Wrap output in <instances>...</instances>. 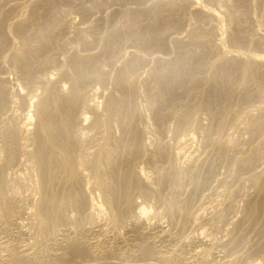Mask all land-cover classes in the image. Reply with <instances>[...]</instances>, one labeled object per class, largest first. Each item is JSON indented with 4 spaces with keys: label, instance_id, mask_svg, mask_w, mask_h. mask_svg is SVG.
<instances>
[{
    "label": "bare ground",
    "instance_id": "6f19581e",
    "mask_svg": "<svg viewBox=\"0 0 264 264\" xmlns=\"http://www.w3.org/2000/svg\"><path fill=\"white\" fill-rule=\"evenodd\" d=\"M11 1L13 2L12 4H10ZM59 1L33 0L21 3L18 0H0V264H107L112 262L113 258H117L115 264H173L174 260L182 259V256L180 257V251L185 248L188 242L191 249L188 252L186 251L187 255L182 259L184 264H233L236 260V262L238 260L240 262V258L242 259L246 255V250L240 249L242 247L241 244L246 241L243 240V237L247 235L245 234V231H247L245 229L257 228L259 222L262 221V217L259 220L260 215L264 214V136H261L264 131V105L259 104L260 107L258 109L261 112L258 115H256L257 113L252 114V109L250 110L248 108V103L254 100L255 97L260 99L258 96L264 89V60L262 56L255 53L256 55L254 54L253 58H248V56V59H244V57L243 59H227L226 52L222 50H218L217 52L216 47H214L216 55L215 53L212 54V52H209L212 54V57L215 55V58H212L213 60L209 59L211 61L209 63L202 60L204 58L200 59L202 56L197 57L196 52L193 53L194 49L186 52L180 51L181 53L177 51L176 54L179 55L175 59L172 58L173 62L169 61V58L156 55L157 64L147 69L146 76L141 82H139V78L137 77L139 73H135L136 75H134V72L138 68H141L142 58L140 56L143 54H139V57L134 56L131 60L129 56V61L127 60V63L125 62L124 64L123 60V67L121 66L122 68H119L116 71L117 73L115 72L116 75H113V80L111 79V82L113 81L111 84V86L113 85V89L110 88L112 91L104 96L101 94L103 98L99 101L100 97L96 98V96L97 94L101 96L97 91V88L100 90V86L96 88V85L93 83H97V86L99 83V85H102L104 79H106L105 76H109L106 75L104 70H101L102 67L100 64L103 63L101 62L103 57L109 58L108 54L110 50L113 51V44L111 43L114 42L116 45V42L121 38L131 36L137 40L136 42L140 41L144 45V48H164L166 45L164 32L169 28L172 31L171 29H174L176 26L178 27L183 16L178 17L175 13L176 10L180 11L181 5L183 4L177 3L174 0H160L155 3V6L153 5L154 3L152 4L153 8L147 6L149 9H146V7H143V11H140L141 9L136 11L137 7H134L135 11H132L133 9H130V11L129 8L128 10L125 8L127 12L121 16L123 22L125 21L132 26L143 16L150 18V21H147L148 23L145 22V25L141 27L137 26L140 23H137V25L135 23V28L136 26L139 28L133 30L134 26L133 28L131 27L132 29L129 27L133 30L130 33V30L127 31V26L125 27L126 32H119L121 28L120 24L117 25L118 27L116 29L115 17H113V21L110 15L112 20L108 21L110 18L107 19V25L103 33L93 35L94 33H90L91 29H93L92 27L87 24L82 25L86 22V17L91 15L87 11L89 8H84L85 6L83 4L78 6V2L76 7L81 17L79 19H82V21L80 23L77 22L76 25L69 26L70 24L64 23V20H62L63 17H60ZM196 1L198 2V0ZM236 1L237 5L238 3H241V5L242 3L246 4V0ZM8 3L11 7L7 5ZM189 3L194 5L195 0H191ZM208 3L210 4L212 2L206 1V5ZM199 5H202V3ZM206 5L201 8V12L205 10L209 17L207 15L205 16L204 13L203 16L209 19L210 16L213 18L218 17L219 12L217 13V7L213 8ZM5 6H9L10 8H7V10ZM17 6L21 10L14 14L15 10L13 12V9ZM238 6L240 7V5ZM150 7L152 6L150 5ZM239 7L231 10V13H229L230 15L228 17L231 20L233 18L240 19L241 12L239 13L238 11ZM116 9H119V7ZM192 15L194 16V13ZM104 17L102 16L101 18ZM201 18L202 21L205 19L203 17ZM8 20L11 21L8 22ZM101 22H103V19ZM234 23L236 24L238 22ZM240 23L239 20V26L236 25L234 30H229L231 31V38L229 39L233 43H244L243 40L247 37V28L240 25ZM197 25H199V22ZM61 26L63 28L65 27V30L68 29V31L73 33L69 40L72 46H83L82 52L88 49L86 47H89L91 40L87 34L90 33L96 37H94L95 41L103 42L101 51L86 53L84 51V53H78L75 49V52L72 49L74 53L71 51L72 54H68V35L66 37L67 41L65 42L63 39L64 36H62L65 30ZM60 27L64 32L61 35L63 38L60 36L63 40L59 41L56 37L59 33L56 34V30L59 29L58 31L60 32ZM187 27L189 26L187 25ZM193 28L195 29L194 26ZM208 28L210 29V26ZM215 29L212 30L215 31ZM191 30H188L190 33L187 31L191 37L190 45L195 48H201L207 53L212 44L208 47L207 44L209 41L208 43L203 41L202 34L196 32L197 29L195 31ZM87 31L88 33L86 34ZM180 31L182 32V30ZM217 31L216 34L219 33ZM262 31L263 33H261L264 36V29ZM100 32L96 33L98 34ZM175 32L172 33L174 34ZM207 33L206 35H208ZM223 33L221 31V34ZM221 34L216 36H220ZM225 34L228 37L229 33ZM169 36L166 38H170ZM174 37L175 39L178 38L177 36ZM206 38L209 37L207 36ZM209 40L212 39L209 38ZM122 42L124 41L122 40ZM222 44H219L218 48ZM234 46L236 47V45ZM204 51L202 53L206 55ZM169 53L167 51L165 54ZM58 54L65 56L63 63L59 61L61 59H58L59 57L61 58L60 55L57 58L56 55ZM131 54L134 55L135 52ZM204 57L207 58V56ZM144 59L142 62H144ZM104 60L107 59L104 58ZM145 63L144 66L146 68L147 65ZM8 72L12 74V79L10 78L11 75L8 77ZM204 72L206 74L200 76ZM234 76L237 77L233 79ZM238 77L240 78L238 82L240 80L242 81V88L240 86L241 83L239 84L241 88L240 92H237L238 88L233 87L237 81H234L235 84L232 85V80H237ZM251 85L255 86V91L254 89L253 91H251L252 89L250 90ZM178 87L183 88L185 91L193 90L196 93L190 94L189 91L190 96L195 97L194 101L185 104L184 107L179 103L177 105L183 108L181 107L182 109L180 111H174L172 105L175 103L176 98L180 99L181 95L178 97V94L183 90L180 88V91H177ZM104 92L107 91L104 90ZM184 94L182 92V96H185ZM186 98L188 99V97ZM190 99L192 100V98ZM255 101L257 103V100ZM141 102H143L146 110H148L147 112H150V116L154 119L153 125H156V131H160L162 127L161 123L165 120V117L173 114L172 117L174 118L172 119L175 122L172 133L175 142L173 147L170 148V154L167 150L169 146L155 137L153 132L149 134L147 131L148 127L144 123V113L139 106ZM237 102L239 103V107L235 108L234 104ZM243 104H246L248 109L242 107ZM17 105H19L18 109L23 112L21 117L19 116L21 114L16 112ZM177 107H175V110ZM201 111L208 114L206 116H208L209 120L206 119L209 121V125L206 130L202 127V123L200 124V117L202 115H200V119L197 116ZM239 115L247 119L246 134L249 133L253 144L251 148L249 147L250 150L239 148V141L237 144L229 138L223 137L224 135L222 137L220 135V131H223L226 125L229 127L228 124H231V128L238 127L237 123H234L233 120ZM168 120L171 122V119ZM166 121L165 123L168 124L169 122L167 123ZM201 132H206L204 133V135L206 134L205 144L208 147L212 146V149L214 148L218 160L226 166L227 175L222 177L218 175L219 177L214 181V183L216 182L215 188L219 187L220 189L222 187L220 191L226 197L224 199L226 200L224 202L226 204L219 206L218 204L220 203L214 204L215 201L211 202L213 195L209 200L210 203H205L203 198V202H201L199 196H197L199 199L198 202L200 201V207L198 206L199 208L191 212V209H189L191 195L196 193V190L198 192L200 186L202 189V187L204 188L206 185H209L212 181L210 177L215 175L214 167L208 169V173L201 172L202 166L205 165L204 161L210 156L212 150H206L207 148L203 146L205 148V150L202 148L203 154L205 153L204 156H191L190 159L188 158L189 161L184 168H181L177 161L179 162V158L182 155L179 150L181 146L192 141L194 135H199ZM246 137L247 141H250L248 136ZM209 144L211 145L209 146ZM193 148L196 149L195 147ZM197 154L200 155L199 151ZM180 159L184 160V157ZM143 162L147 164L146 166L148 168L153 169L155 182L149 180L147 173L151 170L146 172L145 169L147 167L144 169L145 166L143 167L141 164ZM163 162L170 164H168L169 166H165ZM219 166L222 167L221 164ZM222 168L226 171L224 167ZM200 173L205 175L201 176ZM229 176V180L232 178L234 180L244 179L253 187L252 189L248 185L249 191H251L250 189L253 190L249 192L247 188L244 190L243 187L245 186L242 185L241 189L244 192L239 194L240 199L238 197L242 202L240 204L242 218L241 215L240 218L246 223V228L242 226L243 223L240 224L238 222L239 219L237 221L231 220L228 217L231 216L230 213L226 211L228 207L236 208L237 203L234 201V196L237 195H233V193L234 190L240 189L231 188V182H229L231 186H228L227 177ZM167 182L173 184L171 188L172 192L170 194L168 193V198L163 200L167 212L168 227L162 226L161 221L157 220L159 217L156 219V225L151 227L148 224L150 221L147 223L146 218H144L148 209L147 201L155 194L156 187L160 184L165 187L164 185ZM184 182L190 185L186 195L182 193L183 191L179 187ZM155 184L159 185L155 186ZM238 184L237 187H240V183ZM211 185L213 188L214 184L211 183ZM178 187L181 190L179 192L185 196H178ZM205 195L202 193V196H200L205 197ZM220 195L218 196L221 197L222 195ZM137 196L141 197L142 202H136L135 198ZM157 206L156 203L154 207L156 208ZM237 206H239V203ZM201 207L210 214L207 217L208 219L202 220L204 217L202 218V215L198 212ZM229 210L231 212V209ZM185 219L188 221L186 222ZM263 222L262 224H264ZM188 223H195L196 226L191 231L185 232L186 234L182 233L183 235H179L178 231L183 230ZM227 224L230 227H227ZM122 230L124 233H122ZM184 230L186 231L187 229ZM213 230L216 232L217 230L222 231V235L219 238L217 236L218 234L211 235ZM255 230L256 234L260 232L257 233V229ZM258 230L260 229L258 228ZM108 232L114 233L117 239L116 245L108 244L111 242H108L111 238V236L110 238L108 237L109 235L107 236ZM204 237L208 238L209 245L203 239ZM261 243H263L262 240ZM261 243L258 245L260 246ZM222 246L227 248L235 246L236 248L239 247L240 250H234L230 254L225 251L226 253L221 258L219 257L220 260L217 261L215 260L217 256L216 249ZM259 249L252 248V251L254 250L255 254L259 255L262 252L258 251ZM129 252H131L130 255ZM251 253L248 255L252 256ZM210 255L213 258L211 261L208 260V256ZM260 259L264 261V253L261 254ZM182 260L179 261L181 262ZM255 262L257 261L254 258L246 262V264H255Z\"/></svg>",
    "mask_w": 264,
    "mask_h": 264
},
{
    "label": "rangeland",
    "instance_id": "374dc122",
    "mask_svg": "<svg viewBox=\"0 0 264 264\" xmlns=\"http://www.w3.org/2000/svg\"><path fill=\"white\" fill-rule=\"evenodd\" d=\"M19 2H21V3H24V2H30V1H33V0H18ZM133 3H132V2ZM138 1H140V2H138ZM144 1L145 0H63V8H62V6H61V3H62V0H60L59 1V4H60V8H59V14H60V17H63L62 18V20H64L63 22L64 23H66V24H70L69 26H71V25H76L77 24V22L78 23H80L81 21H82V19H79V18H81L80 17V15L78 14L79 12H78V9H77V7H76V5H77V3H78V6L79 5H84L83 7L84 8H89V9H91L90 10V12H89V9L87 10L88 11V13H91V15H88V13H87V17H86V22L85 23H83L82 25H89L90 27H92L94 30H96V31H94L93 29H91V31H90V33H94L93 35H99V34H101V33H103V30H104V28H105V26L107 25V23H106V21H107V19L108 18H110L111 16H112V19H113V17H115V20H116V25H115V27H116V29H117V25H119L120 24V31L119 32H126V28L128 29L127 31H129V33L131 32V31H133V30H135L136 28H139V27H137V26H142V25H145V22L146 23H148L150 20V18H147L146 16H143V17H141V18H139L138 19V21L137 20H135V21H137V23H140V24H138L137 25V23H136V28H135V23H134V25H129V23H127V22H123V20L121 19V16L125 13V12H127V10H128V8H129V10L131 9H133L132 11H135V8L134 7H137V9H136V11H138V10H140V11H143V7H146V9L149 7V8H153V5L155 6L156 4V2L157 1H160V0H154V1H152V0H148V2H147V0H146V2L144 3ZM174 1H176L177 3H181V4H183V5H181V8H180V11L179 10H176V16L178 15V17H180V16H185L184 17V19H182L183 17H181V22H183V23H181L180 22V24L178 25V27L176 26V27H174V29H171L172 31H170V28L169 29H167V31H168V33H167V31H165L164 32V37H165V51H164V48H159V47H151V49H150V47H146V48H144V45L139 41V42H136L137 40H135V39H133V37H131V36H126L127 38H129V39H127L126 37H123V41L124 42H122V40L120 39V40H118L117 42H116V45H115V43L113 42V43H111V44H113L112 45V47H110L111 46V44H110V48H112L113 49V51L112 50H110V53L108 54V56H109V58H107V57H103V59L101 60V62H103V63H101L100 64V66L102 67L101 68V70H104V72L106 73V75H111L110 77L109 76H105V78L106 79H104V82H106L105 83V85H104V82H103V84L102 85H99L98 84V86H97V83L95 84V83H93L94 85H96L95 87L97 88V87H99V89L100 90H98V88H97V91L99 92V94L101 95H107V93L109 94V92L110 91H112L110 88H112L113 89V85L111 86V84H112V82H111V79L113 80V78H114V76L116 75V71H118L119 70V68L121 69L123 66H122V64H123V60H124V64H125V62L127 63V60L129 61V58H130V60L131 59H133L134 58V56L136 57H139V54L140 55H142V56H144V57H146L145 59H144V57H142V56H140V58H142V61H143V59H144V62H142L141 61V68H138L137 70H139V71H135L134 72V75H136L137 73H139V74H137V77L139 78V82H141L142 81V79H144L145 78V76H146V72H147V69H149V68H152V67H154L156 64H157V59H156V55H158V56H160V57H163V58H169L168 60L169 61H172L173 59H175V58H177L178 57V55L179 54H176L177 53V51H178V53H181V52H186V51H189L190 49H194L193 50V53H195L196 54V56L197 57H199V56H202V57H200V59H202V58H204V59H202V60H204V61H206V62H208L209 63V61L210 60H213L214 58H215V55H216V51L218 52V50H222V51H225L226 52V57H227V59H243V57H244V59L245 58H247L248 56V58H253L254 56V54L256 53L257 55L259 54L260 56H262V58H263V60H264V36L262 35V33H263V29H264V0L262 1H260V0H246V4H243L242 3V5H241V3H238V5H240V7L237 5V1L236 0H225V2H224V0H198V2L195 0V3H194V5H192V3H189V1L191 2V0H189V1H185V0H179V1H181V2H179L178 0H174ZM202 1V2H201ZM205 1V2H204ZM206 1L208 2H212V3H210V4H212V5H210L209 3L207 4L208 6H211V7H213V8H216V9H218V11H217V13H218V17H215V18H213V17H211L210 16V19L208 18L209 17V15L205 12V10H202V12H201V8H203V6L204 5H206ZM61 2V3H60ZM65 2V3H64ZM111 2V3H110ZM226 2H227V4H226ZM250 2V3H249ZM263 2V3H262ZM13 2L11 1L10 2V4H12ZM81 3V4H80ZM113 3V4H112ZM137 3V4H136ZM142 3H143V6H142ZM149 3H150V5L152 6V7H150V5H149ZM154 3V4H153ZM184 3H186V4H184ZM200 3H202V5H199ZM215 3V4H214ZM220 3V4H219ZM245 3V2H244ZM252 3V4H251ZM257 3V4H256ZM10 4L8 3L7 5H9L10 6ZM106 4V5H105ZM140 4V5H139ZM146 4V5H145ZM153 4V5H152ZM192 6H191V5ZM197 4V5H196ZM233 4V5H232ZM131 5V6H130ZM138 5H139V7H138ZM199 5V6H198ZM206 5V6H207ZM220 5V6H219ZM7 7V6H5L6 7V9L8 8H10V7ZM86 6H88V7H86ZM130 6V7H129ZM148 6V7H147ZM184 8H183V7ZM195 6H198V7H195ZM215 6V7H214ZM219 6V7H218ZM233 6H237V7H239V9H238V11H239V13L241 12V14H240V16H239V20H240V25H242V26H244L245 28H247L246 30V32L248 33V35H247V33H246V36L247 37H245V39L243 40V42L244 43H240V44H238V43H233V42H231L232 40H230L229 38H231L230 36H231V31L232 30H234L235 28H236V25L237 26H239V20L237 19V18H233V20H231L228 16L230 15L229 13H231V10H234V9H237V7H233ZM76 7V8H75ZM82 7V6H81ZM98 9H97V8ZM117 7H119V9H116ZM141 7V8H140ZM192 7H194V8H192ZM200 7V8H199ZM222 7V8H221ZM232 7V8H231ZM258 9H257V8ZM18 8V9H17ZM107 8V9H106ZM125 8L127 9V10H125ZM148 8V9H149ZM219 8H220V10H219ZM228 8H229V10H228ZM7 9V10H8ZM76 9H77V11H76ZM93 9V10H92ZM96 9V10H95ZM122 9V10H121ZM123 9H124V11H123ZM195 9V10H194ZM226 9H227V11H226ZM14 10H15V12H14ZM21 9H20V7H14V9H13V12H14V14L18 11H20ZM71 10V11H70ZM95 10V11H94ZM115 10H117V11H115ZM119 10V11H118ZM130 10V11H131ZM144 10H145V8H144ZM182 10H184V11H182ZM92 11V12H91ZM122 11V12H121ZM177 11H179V12H177ZM204 11V12H203ZM224 11V12H223ZM229 11V12H228ZM257 11V12H256ZM262 11V12H261ZM17 12V13H18ZM77 12V13H76ZM94 12V13H93ZM95 12H96V15H95ZM106 14H105V13ZM110 12H111V14H110ZM119 12H120V14H119ZM129 12V11H128ZM184 12V13H183ZM192 12V13H191ZM195 12H197V13H195ZM202 13V15H201V13ZM250 12V13H249ZM122 13V14H121ZM183 13V14H182ZM185 13H186V15H185ZM194 13V16L192 15ZM198 13H200V14H198ZM203 13H204V15L206 16H208L207 18L205 17V16H203ZM244 13H246V14H244ZM62 14V15H61ZM191 14V15H190ZM199 16H198V15ZM221 14V15H220ZM227 14V15H226ZM243 14V15H242ZM93 15V16H92ZM111 15V16H110ZM120 15V16H119ZM197 15V16H196ZM224 15V16H223ZM251 15V16H250ZM90 16V17H89ZM92 16V17H91ZM96 16H97V18H96ZM104 17V18H101V17ZM116 16H118V17H116ZM148 19H146V18ZM193 17V18H192ZM196 17H197V19H196ZM201 17H203V18H205V19H203V21L201 20L202 18ZM220 17V18H219ZM246 17V18H245ZM69 18V19H68ZM92 18V19H91ZM186 18V19H185ZM241 18H243V19H241ZM96 21H95V20ZM98 19H100L99 21H98ZM102 19H103V22H101L102 21ZM105 19V20H104ZM111 18L110 19H108V21L110 20H112ZM193 20V21H191V20ZM196 19V20H195ZM200 19V20H199ZM215 19H217L216 21H215ZM251 19V20H250ZM69 20V22H67ZM146 20V21H145ZM183 20V21H182ZM211 20V21H210ZM221 22H220V21ZM229 20V21H228ZM243 20H244V22H243ZM261 20V21H260ZM11 20H8V22H10ZM98 21V22H97ZM113 21H114V19H113ZM148 21V22H147ZM185 21V22H184ZM191 23H190V22ZM228 21V22H227ZM232 22V24H231V22ZM246 21V22H245ZM72 24H71V23ZM94 24H93V23ZM120 22V23H119ZM198 22H199V25H197L198 24ZM201 22H202V24H201ZM213 22H214V24H213ZM218 22V23H217ZM234 22H238V23H234ZM101 23H102V26H101ZM103 23H104V25H103ZM124 23V24H123ZM187 23V24H186ZM189 23H190V25H189ZM197 23V24H196ZM223 23V24H222ZM225 23V24H224ZM230 23V24H229ZM245 23H247V24H245ZM183 24V25H182ZM186 24V25H185ZM196 24V25H195ZM209 24V25H208ZM211 24V25H210ZM217 24V25H216ZM218 24H219V26H218ZM244 24V25H243ZM95 25V27H93ZM97 25H99V26H97ZM182 25V26H181ZM187 25L189 26V27H187ZM201 25V26H200ZM229 25V26H228ZM232 25V26H231ZM233 25H235V26H233ZM66 26V25H65ZM123 26V27H122ZM127 26V27H126ZM133 26H134V28H133ZM183 26H185V27H183ZM193 26L195 27V29L193 28ZM196 26H200L199 27V29H198V27H196ZM204 26V27H203ZM210 26V29L208 28ZM215 26H216V29H215ZM62 28H63V26H61ZM60 27V32L58 31L59 29H57L56 30V34H58V35H56V37H57V39L60 41V40H65V42L68 40V43H69V40H70V37H71V35L73 34L71 31H68V29H66L65 30V27L63 28L64 30H65V32H64V30H62V28ZM99 27V28H98ZM126 27V28H125ZM132 27L133 28V30H131L130 28ZM182 27V28H181ZM192 27V28H191ZM217 27H219L218 29H217ZM224 27V28H223ZM232 27V28H231ZM235 27V28H234ZM250 27V28H249ZM97 28V29H96ZM123 28V29H122ZM171 28H173V27H171ZM190 28V29H189ZM123 31H122V30ZM175 29H176V32H175ZM179 29V30H178ZM196 30V32H198V33H201L202 34V38H203V41H205V42H207L208 43V41H209V43L207 44L208 45V47H209V45H211L210 47H209V50H208V52L206 53L203 49H201V48H198V47H194V46H192V45H190L191 44V37H190V34H188V33H190L189 31L190 30ZM202 29V30H201ZM215 29V31H213V30ZM223 29V30H222ZM93 30V31H92ZM180 30H182V32L180 31ZM183 30H184V32H183ZM189 30V31H188ZM191 30V31H192ZM204 30V31H203ZM218 30V31H217ZM229 30H231V31H229ZM249 30V31H248ZM58 31V32H57ZM68 31V32H67ZM101 31V32H100ZM187 31H188V33H187ZM212 31V32H211ZM216 31L217 32H219V33H217L216 34ZM221 31H222V33L223 34H221ZM229 31V32H228ZM64 32V33H63ZM96 32H100V33H96ZM170 32V33H169ZM172 32H175L174 34L172 33ZM205 32V33H204ZM208 32V33H207ZM210 32V33H209ZM262 32V33H261ZM61 33V34H60ZM62 33H63V35H62ZM65 33H68V34H65ZM88 33V31L86 32V34ZM87 34V35H89L90 37H88L90 40H91V42H90V44H89V47H86V48H88V49H86V50H84L85 51V53L86 52H98V51H101V49H102V46H103V42H99V41H95V36H93L92 34ZM166 33V34H165ZM177 33V34H176ZM179 33V34H178ZM180 33H181V35H180ZM206 33L208 34V35H206ZM211 33H212V35H211ZM225 33H229L228 34V37H227V34H225ZM65 34V35H64ZM69 34H70V36H69ZM171 34V36H169ZM173 34V35H172ZM214 34V35H213ZM219 35V34H221L220 36H216V35ZM251 34V35H250ZM258 34V35H257ZM64 36V38L62 37V36ZM67 35H68V37H67ZM92 35V36H91ZM166 35V36H165ZM186 35V36H185ZM204 35V36H203ZM206 35V36H205ZM211 35V36H210ZM260 35V36H259ZM262 35V36H261ZM59 36V37H58ZM63 38V39H61V37ZM170 37V38H166V37ZM172 36H173V38H172ZM174 36H177L178 38L177 39H175V37ZM209 37L210 39H212V40H209V38H206V37ZM223 36V37H222ZM227 38H226V37ZM66 37H67V40H66ZM94 39H93V38ZM131 37V38H130ZM182 37V38H181ZM183 37H184V39H183ZM186 37V38H185ZM205 37V38H204ZM215 37H217L216 39H215ZM221 37V38H220ZM254 37V38H253ZM256 37V38H255ZM60 38V39H59ZM125 38V39H124ZM174 40H172V39ZM226 38V39H225ZM246 38H247V40H246ZM249 38V39H248ZM262 40H261V39ZM169 41H167V40ZM181 39V40H180ZM205 39V40H204ZM215 39V40H214ZM221 39V40H220ZM257 39V40H256ZM130 40H133V41H130ZM172 40V41H171ZM178 42H177V41ZM183 40V41H182ZM189 40V41H188ZM228 40H230V41H228ZM167 41V42H166ZM171 41V42H170ZM180 41H182L181 43H180ZM185 41V42H184ZM216 41V42H215ZM218 41V42H217ZM223 41V42H222ZM254 41V42H253ZM259 41V42H258ZM126 42V43H125ZM128 42H129V44H128ZM221 42V43H220ZM67 43V53L68 54H72V53H74L75 52V50H76V52H78V53H84V51L82 52V48H83V46H72L70 43L68 44ZM135 43V44H134ZM175 43V44H174ZM222 43H224V44H222ZM232 43V44H231ZM256 43H260V44H256ZM121 44V45H120ZM132 44V45H131ZM142 44V45H141ZM184 44V45H183ZM188 44V45H187ZM214 44V45H213ZM217 44V45H216ZM219 44H222L221 46H219V48H218V45ZM236 45V47L234 46V45ZM238 44V45H237ZM246 44V45H245ZM97 45V46H96ZM126 45V46H125ZM131 45V46H130ZM138 45H140V46H138ZM231 45V46H230ZM101 46V48H99ZM117 46H119V47H117ZM122 46V47H121ZM136 46V47H135ZM175 46V47H174ZM213 46V47H212ZM229 46V47H228ZM234 46V47H233ZM244 46V47H243ZM247 46V47H246ZM96 47V48H95ZM117 47V48H116ZM131 47V48H130ZM139 47V48H138ZM188 47H189V49H188ZM191 47H193V48H191ZM214 47H216V51H215V48ZM241 47H243V48H241ZM80 48H81V50H80ZM90 48V49H89ZM109 48V49H110ZM121 50H120V49ZM124 48H125V50H126V52H125V50H124ZM133 48V49H132ZM136 48V49H135ZM148 48V49H147ZM159 50H158V49ZM212 48V49H211ZM214 48V49H213ZM233 48H234V51H233ZM236 48V49H235ZM239 48V49H238ZM245 48V49H244ZM72 49H73V51H72ZM75 49V50H74ZM163 49V50H162ZM168 49V50H167ZM185 51H184V50ZM224 49V50H223ZM232 49V50H231ZM243 49V50H242ZM252 49V50H251ZM70 50V51H69ZM130 50H132V51H130ZM137 50H139V51H137ZM144 50V51H143ZM162 52H161V51ZM204 51L205 53H206V55H204V53H202V51ZM249 50V51H248ZM263 50V51H262ZM71 51H72V53H71ZM112 51V52H111ZM121 51V52H120ZM123 51H124V53H123ZM143 51V52H142ZM152 51H153V53H152ZM167 51H168V53H169V51H170V53L169 54H165V53H167ZM175 51V52H174ZM181 51V52H180ZM213 51H215V52H213ZM231 51V52H230ZM236 51V52H235ZM242 51V52H241ZM248 51V52H247ZM252 51V52H251ZM262 51V52H261ZM130 52V53H129ZM133 52V54H134V52H135V54L134 55H132L131 53ZM151 52V53H150ZM164 52V53H163ZM212 52V54H214L215 53V55H213L214 57H212V54H210V53ZM236 54H235V53ZM239 54H238V53ZM112 53V54H111ZM114 53V54H113ZM137 53V54H136ZM199 55H198V54ZM229 53V54H228ZM244 53V54H243ZM248 55H247V54ZM110 54H111V56H110ZM121 54V55H120ZM148 54V55H147ZM155 54V55H154ZM161 54V55H160ZM164 54V55H163ZM202 54V55H201ZM238 54V55H237ZM255 54V55H256ZM59 55L61 56V58L59 57ZM114 55V56H113ZM118 55H120L119 57H118ZM126 55V56H125ZM172 55H174V56H172ZM211 55V56H210ZM230 55V56H229ZM232 55H233V57H232ZM57 56V58L58 59H61V60H59V61H61L62 63L65 61V56L63 55V54H58V55H56ZM112 56H113V58H112ZM130 56V57H129ZM151 58H150V57ZM204 56H207V58L206 57H204ZM209 56V57H208ZM236 56V57H235ZM118 59H117V58ZM122 57V58H121ZM147 57H149V58H147ZM232 57V58H231ZM104 58L105 59H107L108 61H109V63H108V61L107 60H104ZM154 58H155V60H154ZM173 58V59H172ZM213 58V59H212ZM247 58V59H248ZM110 59V60H109ZM120 59V60H119ZM148 59H149V61H148ZM171 59V60H170ZM210 59V60H209ZM116 60H118V61H116V63H115V61ZM208 60V61H207ZM114 61V62H113ZM121 61V62H120ZM156 63H155V62ZM175 61V60H174ZM111 62H113V63H111ZM146 62V63H145ZM150 62V63H149ZM153 62V63H152ZM173 62V61H172ZM211 62V61H210ZM264 62V61H263ZM106 63H108V64H106ZM118 63H119V65H118ZM143 63V64H142ZM144 63L147 65L146 66V68H145V66H144ZM149 65H148V64ZM123 64V65H124ZM115 65V66H114ZM154 65V66H153ZM105 66V67H104ZM110 66V67H109ZM122 66V67H121ZM142 66H144V67H142ZM151 66V67H150ZM108 67V68H107ZM107 69V70H106ZM111 69V70H110ZM109 70V71H108ZM113 70V71H112ZM145 72H144V71ZM116 72V73H115ZM143 72V73H142ZM110 73V74H109ZM114 73V74H113ZM136 73V74H135ZM140 73H141V75H140ZM143 74V75H142ZM204 74H206V72H204V73H202V74H200V76H202V75H204ZM7 75H8V77L11 75V79H12V74L11 73H7ZM114 75V76H113ZM54 76H57V75H54ZM140 76V77H139ZM143 76V77H142ZM237 77V76H236ZM235 76L233 77V79L234 78H236ZM9 78V79H10ZM141 78V79H140ZM10 79V80H11ZM110 81H109V80ZM240 78L238 77L237 78V80L235 79V80H232V85H234L235 84V82L237 81L238 82V80H239ZM107 80V81H106ZM235 81V82H234ZM236 82V85H234L233 87H236V89L238 88V90H237V92H240L241 91V88H242V81L240 80L238 83ZM241 83V84H240ZM11 84V83H10ZM239 84H240V86H241V88H240V86H239ZM104 85V86H103ZM107 85V86H106ZM109 85V86H108ZM66 86V85H65ZM102 86V87H101ZM238 86V87H237ZM252 86V87H251ZM250 87V90L251 91H253V89L255 88V86L254 85H251ZM108 87H109V89H108ZM108 90H107V89ZM181 88V87H180ZM180 88L178 87L177 88V91H180ZM102 89V90H101ZM105 91H107V92H104V90ZM181 89H183V88H181ZM240 89V90H239ZM184 90V89H183ZM183 90H181L180 91V94H178V97L180 96V99L179 98H176L175 99V103L171 106L173 109H174V111H180V109H182L183 107H184V105L185 104H189V103H191V102H193L194 101V99H195V97H193V96H190V94L191 93H196L195 91H193V90H189L190 91V94H189V91H183ZM254 91H255V89H254ZM101 92V93H100ZM182 92H183V94L186 96V97H188V99L185 97V96H182ZM104 93V94H103ZM177 93H179V92H177ZM188 93V94H187ZM102 95L101 96H99L98 94H97V96H96V98H99V101H100V99L102 100ZM188 95V96H187ZM239 95V94H238ZM264 89L262 90V92H260V94H259V96H258V98H260V99H257V97H255L254 98V100H252L251 102H249L248 103V108L251 110V113L252 114H256V115H258V113L259 112H261V111H259V107H260V103H261V105L263 104L264 105ZM181 97H182V99H181ZM186 98V99H185ZM190 98H192V100L190 99ZM177 100V101H176ZM255 100H257V103H255L256 101ZM262 100V101H261ZM188 103H187V102ZM190 101V102H189ZM185 102V103H184ZM259 102V103H258ZM142 103V104H141ZM140 103V108H141V110L143 111V113H144V117H145V124H146V127H148L147 128V131L149 132V134H150V132H151V134H152V132H153V134H155L154 136L155 137H157L159 140H161V142L163 141V143H166V145L167 146H169V149L170 148H172L173 147V144H174V142H175V138H174V135H173V133H172V129H173V124H174V122H175V120H173L172 118H174V117H172V115L171 114H169L168 116H169V118H168V116H166L165 117V120H163L162 121V129L160 128V131H156V125L154 124L153 125V121H154V119L152 118V116H150V112H147L148 110H146V108H145V106H144V104H143V102H141ZM182 104V108L180 107V105H177V104ZM184 103V104H183ZM238 103V102H237ZM237 103H235L234 104V106H235V108H238L239 107V103L237 104ZM252 103H254V104H252ZM249 104H251V105H249ZM238 105V106H237ZM253 105V106H252ZM256 107H255V106ZM259 105V106H258ZM176 106H178L177 108H176V110H175V107ZM237 106V107H236ZM251 106V107H250ZM242 107H245V108H247L246 107V104L244 105L243 104V106ZM19 108V105H17V113H20L21 115H19L20 117L22 116V111L20 110V109H18ZM145 108V109H144ZM247 108V109H248ZM255 108V109H254ZM177 109H179V110H177ZM257 109H258V111H257ZM21 112H20V111ZM145 110V111H144ZM254 110H256V111H254ZM255 112V113H254ZM148 113V114H147ZM200 113V114H199ZM198 114H197V116H198V118L200 117V115H202L199 119L201 120H199L200 121V124L202 125V127H204V130H206V128L208 127V125H209V119H208V116H206V115H208L206 112H204L203 113V111H201V112H199ZM147 115H149V116H147ZM171 115V116H170ZM243 115V114H242ZM242 115H239L238 117H236L233 121H234V123L236 122L237 123V128H235V127H230V125L231 124H228L229 125V127L231 128H229V127H227V125L224 127V129H223V131H220V135H221V137L223 136V137H225V138H229L231 141H234L235 143H237L238 144V141L240 142L239 144H238V146H239V148H242V149H249L250 150V148L252 147V139L250 138V136H249V133L248 134H246V131H247V129H246V125H247V119H245V117H243ZM255 115V116H256ZM206 116V117H205ZM208 120H207V119ZM168 119H171V122H170V120H168ZM203 119V120H202ZM205 119H206V121H205ZM240 119V120H239ZM242 119V120H241ZM167 120V121H166ZM149 121H151V122H149ZM165 121L168 123V124H166L165 123ZM207 121H208V123H207ZM243 121V122H242ZM246 121V122H245ZM206 122V123H205ZM152 123V124H151ZM142 124V123H141ZM165 124V125H164ZM240 124V125H239ZM241 124H242V126H241ZM153 125V126H152ZM171 125V126H170ZM164 126H165V128H164ZM206 126V127H205ZM153 127V128H152ZM155 127V128H154ZM242 127V128H241ZM163 128H164V130H163ZM227 128V129H226ZM165 129H166V132H165ZM169 129V130H168ZM235 129H236V132H235ZM241 129V130H240ZM234 132H233V131ZM245 131V132H243V131ZM227 131V132H226ZM239 131V132H238ZM242 132V134H240L241 132ZM226 132V133H225ZM229 132H231V133H229ZM165 133H167V134H165ZM169 133V134H168ZM171 133V134H170ZM204 133H206V132H201V133H199V135L198 134H195L194 135V138L192 139V141H189L188 143H189V145H188V143H186L185 145H183V146H181V148L179 149L180 150V152H181V156H180V158H183L184 157V160H181L180 158H179V162L177 161V163H178V165L181 167V168H184V166L186 167L187 166V163H188V161H189V159H190V157L191 156H199V157H203L204 156V154H203V150H205V148H207L206 150H212V152H211V154H210V156L208 157L209 159L211 158V160L209 161V159L207 158L205 161H204V163H205V165H203L202 166V170H201V172L202 171H204L203 173H208L209 171H208V169H210V168H212V167H214V173H215V175L214 176H212V177H210V179L212 180H210L211 181V183L212 184H214L213 185V188H212V185H211V183H209V185H206V187H202V189L200 188H198V192H197V190L195 191L196 193H193V195H191V197H190V201H191V205L189 204V209H191V212H194L195 210H196V208H199L200 207V201L198 202V200L200 199L201 200V202H203V199H204V202L205 203H210V198L212 197V195H213V198H211V202H213V201H215L214 202V204H218V203H220V204H218L219 206L221 205V204H226V203H224V202H226V200H224V199H226V197L225 196H223L222 195V193H221V189H222V187L219 189V187H216L215 188V185H216V182L214 183V181H215V179L217 178V177H219L218 175H220V177H222V176H226L227 175V169L225 168L226 166L224 165V163H222L221 161H219L218 160V156L216 155V153H215V150H214V148L212 149V146H210L211 144H209V146L210 147H208V145H206L205 144V142H204V140L206 139V134L204 135ZM234 133V134H233ZM236 133V134H235ZM203 134V135H202ZM231 134V135H230ZM241 136H240V135ZM245 134V135H244ZM234 135V136H233ZM160 138H159V137ZM202 138H201V137ZM204 136H205V138H204ZM236 136V137H235ZM244 136V137H243ZM246 136H248V139H250V141L248 142L247 141V137ZM262 137L264 136V131H263V134L261 135ZM200 137V138H199ZM235 137V138H234ZM240 137V138H239ZM241 137H242V139H241ZM261 137V138H262ZM157 138H155V139H157ZM204 138V139H203ZM171 139V140H170ZM263 139H264V137H263ZM242 140V141H241ZM264 141V140H263ZM192 142H194V143H192ZM243 142V143H242ZM242 143V144H241ZM202 144V145H201ZM263 144H264V142H263ZM194 145V146H193ZM199 145V146H198ZM201 145V146H200ZM242 145V146H241ZM171 146V147H170ZM191 146V147H190ZM205 148H204V147ZM247 146H248V148H247ZM193 147H195L196 149H194ZM198 147V148H197ZM245 147V148H244ZM250 147V148H249ZM202 148H203V150H202ZM168 148H167V150H168V153L169 152H171V149L169 150ZM195 150V151H194ZM196 150H197V152H196ZM202 150V151H201ZM198 151H199V154L200 155H198L197 153H198ZM183 152V153H182ZM191 152V153H190ZM188 153H190V154H188ZM193 153H194V155H193ZM170 154V153H169ZM187 155H188V157H187ZM212 155V156H211ZM215 155V156H214ZM187 158V159H186ZM189 158V159H188ZM213 159V160H212ZM211 161H213V162H211ZM220 162V163H217V162ZM183 162V163H182ZM215 162H216V164H217V166H216V164H215ZM164 163V165L165 166H167L168 164H170V163H167V162H163ZM182 163V164H181ZM208 163V164H207ZM210 163H213V164H210ZM142 164V166L144 167V169L147 167V169H145L146 170V172H148L149 170H151L150 168H148V166H146L147 164H145L144 162L143 163H141ZM140 164V165H141ZM144 164V165H143ZM203 164V163H202ZM215 164V165H214ZM222 165V167H224V169L226 170V171H224L223 170V168L222 167H220L219 165ZM182 165V166H181ZM208 165H209V167H208ZM169 166V165H168ZM221 168H219V167ZM204 167V168H203ZM205 168H207V169H205ZM217 168H218V171L219 172H222V173H219L218 171H217ZM216 169V170H215ZM153 170V169H152ZM151 170V171H152ZM207 170V171H206ZM149 171L147 174H148V177H149V180L152 182H155V175H154V171ZM219 174H218V173ZM217 173V174H216ZM225 175H224V174ZM200 175L202 176L203 174L202 173H200ZM205 175V174H204ZM203 175V176H204ZM152 177V178H151ZM152 180H151V179ZM154 178V179H153ZM213 178V179H212ZM229 178H230V176L229 177H227V180H228V186L230 187L231 185V183H232V187L231 188H234V189H236V188H240V189H236V191L234 190V193H233V195H237V196H234V201H236V203H237V205H238V203H239V206H237L236 205V208L235 209H233V208H230V207H228V210H226L227 212H229L230 213V215L231 216H228L229 218H231V220H233V221H237L238 219L240 220H238V222H240V224L241 223H243V225L242 226H244L245 227V225H246V223H244L243 221V219H241L242 218V215H241V206H240V204H242V202H241V200H239L241 197L239 196V194H241V193H243L244 191H243V189L244 190H246V188H247V190L249 191V186L251 185L249 182V184L247 183V181L246 180H244V179H238V180H234L233 178L232 179H230L229 180ZM233 180H234V182H233ZM209 181V182H210ZM242 181V182H241ZM229 182H231V183H229ZM237 182V183H236ZM246 182V183H245ZM186 182H184V184L183 185H179V187L181 188V190L183 191L182 193L184 194L185 193V195L187 194V192H188V189H189V187H190V185L189 184H185ZM238 183H240V187H237L239 184ZM242 183H244V184H242ZM233 184H235V185H233ZM245 184H247V185H245ZM156 185H159V184H155V186ZM170 185H171V187H170ZM184 185H186V186H184ZM242 185H244L245 187H243V189H241L242 188ZM249 185V186H248ZM154 186V187H155ZM161 188H160V187ZM158 187H156L155 189V194L153 195V196H155V197H157V198H155V197H151L148 201H147V211H146V214H145V217L144 218H146V222L148 223L149 221V226H151V227H153V226H155L156 225V221L157 220H159V221H161L160 223L162 224V226L163 227H168V222H167V212H166V210H165V203H163V200L164 199H166V198H168V195L172 192V186H173V184H169V182H167V184H165L164 186L165 187H163L161 184L159 185ZM168 186V188H166ZM234 186V187H233ZM170 187V188H169ZM178 187V188H179ZM186 187V188H185ZM209 187H210V189H209ZM252 186H250V188H251ZM177 188V189H178ZM180 188H179V190H178V192L180 191L181 192V190H180ZM157 189H158V191H157ZM168 189V190H167ZM184 189V190H183ZM185 189H186V191H185ZM208 189V190H207ZM211 189H213V190H211ZM218 189H219V191H218ZM252 189H253V187H252ZM252 189H250L251 191H253ZM160 190V191H159ZM163 190H165V191H163ZM174 190V189H173ZM205 191V192H202V191ZM210 190H211V193H210V195L208 196V194H209V192H210ZM237 190H239V192H237ZM241 190V191H240ZM167 191V192H166ZM169 191V192H168ZM199 191H200V193H199ZM207 191V192H206ZM215 191V192H214ZM251 191H249V192H251ZM162 192V193H161ZM163 192H165V193H163ZM179 192V195L178 196H185V195H183L182 193H180ZM238 194H237V193ZM156 193H157V195H158V193H159V195L157 196L156 195ZM166 193H167V196H166ZM169 193V194H168ZM198 193V195H196ZM202 193H203V195H205V193H207L206 195H205V197H201L202 196ZM178 194V193H177ZM216 194V196H214ZM220 195L221 197H219L218 195ZM161 195V196H160ZM164 195V196H163ZM195 195V196H194ZM201 195V196H200ZM232 195V196H233ZM161 198H160V197ZM163 196V197H162ZM197 196H199V199H198V197ZM138 197V196H137ZM135 198L136 199V202H142L141 200V197H138V198ZM170 197V196H169ZM194 197V198H193ZM197 197V198H196ZM235 197H237V198H235ZM238 197H239V199H238ZM203 198V199H202ZM206 198V199H205ZM221 198V199H220ZM139 199H140V201H139ZM153 199V200H152ZM156 199V200H155ZM160 199V200H159ZM162 199V200H161ZM218 201H217V200ZM236 199V200H235ZM195 202H194V201ZM154 201V202H153ZM157 201V202H156ZM160 201V203H158ZM208 201V202H207ZM220 201V202H219ZM222 201V202H221ZM240 201V202H239ZM153 202V203H152ZM217 202V203H216ZM151 203V204H150ZM156 203H157V205L159 206H161V208H160V206H159V208H158V206L155 208L154 206H156ZM162 203V204H161ZM198 203V204H197ZM155 204V205H154ZM213 204V203H212ZM196 205V206H195ZM162 206H163V208H162ZM199 206V207H198ZM150 207V208H149ZM194 209H193V208ZM202 208V209H201ZM199 210L200 211H198L201 215H202V220H205V219H208L207 217H209L208 215H210V214H208L207 212H206V210L203 208V207H201ZM229 209H231V212H230V210ZM238 209V210H237ZM205 210V211H204ZM155 211H157V212H155ZM239 212L240 211V213H235V212ZM152 212V213H151ZM203 214H202V213ZM226 212V213H227ZM232 212H234V213H232ZM156 215H155V214ZM158 213V214H157ZM160 213V214H159ZM232 213V214H231ZM155 215V217H153V215ZM207 214V215H206ZM236 214H238V215H236ZM148 215H149V217H148ZM159 215V216H158ZM240 215H241V218H240ZM206 216V217H205ZM233 216V217H232ZM149 219H148V218ZM159 217V219H157ZM166 217V218H165ZM237 217V218H236ZM261 217H262V221H260L259 222V225L261 226H257V228H250V229H245V230H247V231H245V234H247V235H245L244 237H243V240H246V241H244L242 244H241V250H246V252H245V257L243 256L242 257V259L240 258V262H239V260H238V262H236L235 261V263H233V264H241L242 262H244L243 264H246V262H248V261H250V260H253L254 258L256 259V261L257 262H255V264H264V261H263V259L261 260L260 259V257H261V254H263L264 253V224H262V222H263V220H264V214H261L260 215V219L259 220H261ZM177 218V220H179V218L178 217H176ZM176 218H175V220H176ZM157 219V220H156ZM186 220V222L188 221L187 219H185ZM164 222V223H163ZM165 222H167V223H165ZM154 225H153V224ZM264 223V222H263ZM190 224H192V225H190ZM188 223V227L186 228H184V229H187L186 231L183 229V230H181V231H178V233H179V235H183L182 233H185V232H189V231H191V229H193L194 228V226H196V224L194 225L193 223ZM190 226V227H189ZM192 226V227H191ZM230 227V225L229 224H227V227ZM263 226V227H262ZM246 228V227H245ZM258 228L260 229V230H258ZM263 228V229H262ZM255 229H257V233L258 234H260V235H258V234H256V230ZM250 230V231H249ZM253 230V231H252ZM215 230H213V232H214ZM250 233H249V232ZM213 232H211L212 234L211 235H213V234H218L217 236H218V238H219V236L220 235H222V231H218L217 230V232L215 233H213ZM249 233V235H248V233ZM251 232H252V234H251ZM122 233H124L123 232V230H122ZM263 233V234H262ZM186 234V233H185ZM109 235V236H108ZM216 235H214L215 237H217ZM251 235V236H250ZM256 235H257V237H256ZM107 236L110 238V236H111V238L109 239V241L108 242H110V243H108L109 245H116L117 244V239L115 238V236H114V233L113 232H108L107 233ZM113 236V237H112ZM248 236H249V238H248ZM262 236H263V239H262ZM246 237V238H245ZM252 237V238H251ZM260 237H261V239H260ZM115 238V239H114ZM206 237H204L203 239L205 240V242L206 243H208L209 242V240H208V238H206ZM252 239V240H251ZM113 240V241H112ZM247 240H248V242H247ZM251 240V241H250ZM261 240H262V242L263 243H261ZM253 241H255L254 243H252ZM114 242H116V243H114ZM251 242V243H250ZM248 243V244H247ZM259 243H261L262 244V246H261V244H260V246L258 245ZM247 244V245H246ZM208 245H209V243H208ZM249 245V246H248ZM255 245H257V246H255ZM187 246V247H186ZM186 246H185V248H183L181 251H180V257L183 259V257L185 256V255H187V252L191 249L190 247V244H189V242H188V244L186 243ZM244 246V247H243ZM245 246H247V248H248V250H247V248H245ZM225 246H222V247H219L218 249H216V254H217V256L215 257V260H220V258H221V256L223 255V254H225L226 252L228 253V254H230V252H234V250L235 251H237V250H240L239 249V247H235V246H230V247H225ZM254 248V249H256V248H258L259 249V247H260V249L258 250V251H262L261 253H259V255L258 254H255V251L253 250L252 251V248ZM263 247V248H262ZM189 248V249H188ZM262 248V249H261ZM219 249H220V251H219ZM227 249V250H226ZM251 249V250H250ZM232 250V251H231ZM187 251V252H186ZM226 251V252H225ZM229 251V252H228ZM184 252V253H183ZM224 252V253H223ZM252 252V253H251ZM220 253V254H219ZM249 253H251L252 254V256L251 255H248ZM131 254V252H129V255ZM183 254V255H182ZM128 255V256H129ZM128 256H127V258H128ZM252 258H251V257ZM255 256V257H254ZM257 256V257H256ZM220 257V258H219ZM246 258V259H245ZM110 259H112V258H110ZM110 259H108L109 261H112V262H110V263H107V264H115V260H117V258H113L112 260H110ZM182 259H179V260H182ZM213 258H212V256L210 255V256H208V260L209 261H211ZM179 260H174L173 262V264H180V263H183L184 264V262H183V260L180 262ZM241 260H242V262H241ZM246 261V262H245ZM180 262V263H179Z\"/></svg>",
    "mask_w": 264,
    "mask_h": 264
}]
</instances>
